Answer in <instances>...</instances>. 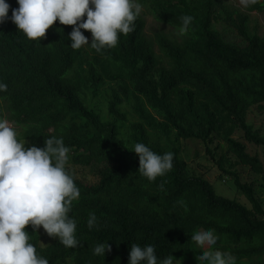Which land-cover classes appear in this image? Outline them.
<instances>
[{"label":"trees","instance_id":"1","mask_svg":"<svg viewBox=\"0 0 264 264\" xmlns=\"http://www.w3.org/2000/svg\"><path fill=\"white\" fill-rule=\"evenodd\" d=\"M257 1L264 9V0ZM7 2L18 7L16 0ZM139 2L158 22L177 29L183 16L193 18L187 34L157 37L164 57L147 38L142 14L133 32L99 53L71 49L73 26L59 21L40 42L17 31L11 20L0 24V81L7 84L0 92V116L22 128L27 146L44 147L48 138L62 137L70 149L68 170L80 190L70 211L80 245L67 248L55 238L43 246L42 226L33 232L27 225L29 242L49 264L70 255L73 264H127L134 243L153 245L160 260L171 254L178 258L197 248L191 235L208 228L220 245L215 250L231 253L235 264L245 258L263 264L258 256L264 253V203L254 184L226 172L247 203L218 194L205 177L188 169L178 147L166 151L150 139L148 128L206 144L213 134H222L237 161L261 175L264 192V163L232 137L240 128L264 149V135L247 122L251 107L264 111V37L249 35L243 16L231 22L246 45L226 40L213 29L217 0ZM82 31L91 42L90 31ZM122 108H131L135 120ZM138 142L158 154L174 153L173 168L149 181L138 171L132 150ZM70 162L89 168L96 181L80 179ZM91 213L97 220L89 229ZM107 242L111 251L105 257L93 254L97 244Z\"/></svg>","mask_w":264,"mask_h":264},{"label":"clouds","instance_id":"2","mask_svg":"<svg viewBox=\"0 0 264 264\" xmlns=\"http://www.w3.org/2000/svg\"><path fill=\"white\" fill-rule=\"evenodd\" d=\"M18 7L11 8L7 0H0V24L8 20L28 39L38 40L59 21L73 26L68 38L70 48L79 50L90 47L96 52L115 47L121 34L135 30V21L143 11L139 0H16ZM243 7L257 0H239ZM11 8V16L8 15ZM193 18L182 17L179 35L190 29ZM83 30L91 33L85 36ZM63 30V29H62ZM7 91V84L0 81V92ZM44 147L27 146L18 139V132L9 120L0 116V264H49L37 254L26 230L33 232L42 226L48 236L57 238L67 248L80 245L76 237L77 221L70 216L73 201L80 197L74 176L68 170L70 149L62 137L52 136L44 141ZM132 150L138 155V171L149 181L165 175L173 168L174 153L158 154L144 143H136ZM95 213H91L87 226L96 225ZM190 239L203 250L200 264H235L231 253L219 249L214 231L203 228ZM111 251L108 242L97 244L94 255L104 256ZM180 259L171 256L158 259L151 244H132L127 264H176ZM180 264L182 261L180 260Z\"/></svg>","mask_w":264,"mask_h":264},{"label":"rangeland","instance_id":"3","mask_svg":"<svg viewBox=\"0 0 264 264\" xmlns=\"http://www.w3.org/2000/svg\"><path fill=\"white\" fill-rule=\"evenodd\" d=\"M217 1L219 2L217 7L219 18L213 24V29L220 32L226 40L240 46L246 45L247 40L237 32V29L231 22L232 20L237 22L243 16L247 18L244 26L249 35L257 34L264 37V9L257 8L258 1L246 8L240 4L239 0ZM141 14L146 21L145 34L147 38L157 55L164 57L162 50L157 44V37L160 34H166L172 39H177L180 36L178 29L169 24L158 22L151 13L145 11L144 7ZM112 86L117 87L116 84ZM101 105L102 109L106 111L107 104L104 103ZM122 109L127 112L129 120H135V115L131 108ZM6 119L8 118L6 117ZM9 122L17 130L20 140L24 141L22 138V128L10 120ZM247 122L252 124L261 135H264V111H259L257 108L251 107L247 112ZM148 131L150 139L159 142L166 151H170L172 147H178L181 150L182 158L187 163L188 169L195 174L205 177L213 185V188L218 194L229 198H237L247 203L244 195L237 189L233 177L226 173L235 172L242 182L254 184L257 196L264 203V192L260 188V184L262 183L261 175L256 173L250 164L237 161L235 153L229 149L222 134H213L211 142L206 144L198 139L182 138L173 131L167 137L156 129L148 128ZM232 137L246 146L248 154L258 156L260 161L264 163L263 147L248 140L242 129L237 128ZM69 165L80 179L90 183L96 181L94 174L89 168H84L71 162ZM54 239V237L48 236L42 228V239L40 242L43 246ZM254 243H258V240ZM217 246L220 245L216 243L211 247V250H215ZM203 250L210 249H202L200 245H197L195 250H188L185 255L176 259H180L182 264H199V255ZM180 260L176 264H180ZM250 260L245 258L244 261L242 260L240 262L241 264H250ZM258 260L264 264V253L258 256ZM57 264H73V255L61 259Z\"/></svg>","mask_w":264,"mask_h":264}]
</instances>
